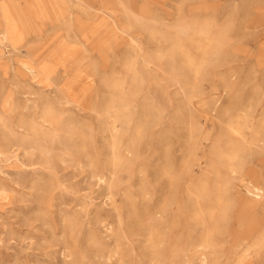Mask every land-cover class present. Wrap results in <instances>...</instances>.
Masks as SVG:
<instances>
[{"label":"rangeland","instance_id":"obj_1","mask_svg":"<svg viewBox=\"0 0 264 264\" xmlns=\"http://www.w3.org/2000/svg\"><path fill=\"white\" fill-rule=\"evenodd\" d=\"M0 264H264V0H0Z\"/></svg>","mask_w":264,"mask_h":264},{"label":"bare ground","instance_id":"obj_2","mask_svg":"<svg viewBox=\"0 0 264 264\" xmlns=\"http://www.w3.org/2000/svg\"><path fill=\"white\" fill-rule=\"evenodd\" d=\"M18 8V7H17ZM98 25V24H97ZM197 67V66H196ZM133 90V89H132ZM131 95V94H130ZM131 99V98H130ZM118 115V114H117ZM51 116H53V115H51ZM55 117V116H54ZM246 121V120H245ZM42 126H44V125H42ZM45 127V126H44ZM44 131V130H43ZM257 135H258V133H257ZM250 145V144H249ZM93 147V146H92ZM45 150V149H44ZM89 168V167H88ZM116 180V179H115ZM116 184V183H115ZM110 186V185H109ZM115 186V185H114ZM115 188V187H114ZM192 193V192H191ZM192 195H193V193H192ZM202 204V203H201ZM213 207V206H212ZM209 216V215H208ZM246 228H247V230H255V228H256V224H255V222L254 221H247L246 222ZM210 231H213V230H210ZM207 239V238H206ZM196 249V248H195ZM180 255V254H179ZM157 256V255H156ZM167 259V258H166ZM190 263V262H189Z\"/></svg>","mask_w":264,"mask_h":264}]
</instances>
